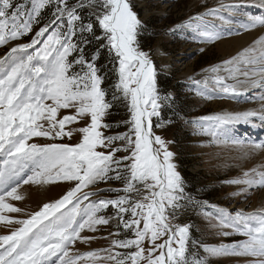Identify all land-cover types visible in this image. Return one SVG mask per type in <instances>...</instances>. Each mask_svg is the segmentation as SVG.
I'll use <instances>...</instances> for the list:
<instances>
[{"label": "snow or ice", "instance_id": "1", "mask_svg": "<svg viewBox=\"0 0 264 264\" xmlns=\"http://www.w3.org/2000/svg\"><path fill=\"white\" fill-rule=\"evenodd\" d=\"M247 7L264 9V0L221 3L219 9L190 17L169 32L190 28L200 42L213 43L220 36L207 17L239 23L244 31L264 29V15L248 14ZM46 9L50 18L37 30ZM222 11L228 15H220ZM146 31L132 0H0V47L10 45L0 57V225L8 230L0 234V264H206L190 259L196 244L191 225L174 223L192 204L215 209L205 216L216 220L211 226L219 235L245 237L233 244L205 245L209 256L250 257L245 264H264V209L233 215L185 194L175 154L169 150L174 141L155 131L174 123L164 120L162 112L175 100L160 88V69L151 51L143 48ZM25 37L28 42H20ZM102 50L115 76L110 88L103 86L105 66L98 63ZM208 71L220 98L264 89V35ZM189 79L195 85L207 84V78ZM254 99L261 103L258 110L185 123L193 125L194 135L231 144L247 160L264 152V143L232 138L225 126L254 120L264 125V92ZM118 104L125 107L127 118L113 121ZM35 138L51 142L41 144ZM74 138L75 143L57 142ZM61 181L74 186L60 199L44 203L26 218L8 215L25 212L9 202L24 199L18 192L23 185ZM111 181L123 187L84 191ZM225 183L243 186L233 195L264 189V166ZM103 192L117 195L90 199ZM109 208L111 216L101 214ZM112 224L115 230L104 237L111 238L108 248L74 250L77 241L97 239L82 236L85 229L97 232L98 226Z\"/></svg>", "mask_w": 264, "mask_h": 264}, {"label": "rangeland", "instance_id": "2", "mask_svg": "<svg viewBox=\"0 0 264 264\" xmlns=\"http://www.w3.org/2000/svg\"><path fill=\"white\" fill-rule=\"evenodd\" d=\"M233 2L235 0H132L133 7H135L134 11L138 13L139 18L145 23L148 22L157 27L158 32L153 34L155 41L151 47V54L157 66L165 73L174 72L177 78L183 79L189 85H193L194 88L192 89H194L195 95L193 96L189 93L191 97H194L191 101L192 107L191 114L189 115L192 120L203 116L258 110L261 107L260 101L254 99V97L264 92V89H250L239 96L220 98L217 95L219 90L216 89L214 81L210 78L213 74L208 71L214 66H222L224 61L235 57L243 49L249 47L245 44L239 46L234 40L255 29L244 31L239 23L223 24L220 20L207 17L215 25L214 30L220 36L213 43L200 42L197 33L190 28H181L174 31L176 36L172 35L173 32H169L170 29L175 28V25L170 23L171 19H178L179 23L183 24L190 17L202 14L208 9H219L221 3L229 4ZM48 11L46 12L47 17L41 18V24L37 25V30L38 27L43 26L49 20L51 12L48 14ZM244 11L251 15H264V9L256 7H247ZM219 14L225 17L228 15L223 11ZM239 19H243V17ZM148 33L150 32L146 31L144 34L143 41L145 42L151 39ZM28 39L29 37H25L22 41L28 42ZM171 41L175 44L172 45ZM8 47L10 45L0 47L1 57L6 54ZM206 59L209 60L208 64L201 67L197 65L198 60ZM220 75L226 76L227 74L221 71ZM190 77L200 81H204L207 78V84L195 85L189 79ZM227 82L233 83L234 81L228 80ZM199 92H203L205 95H199ZM185 95H188V93H185ZM208 96L214 98H206ZM225 129L232 138L246 142L264 143V125L259 120H254L252 123L240 122L226 125ZM155 131L156 134L161 135L165 140L169 141L167 135L162 133L163 128H157ZM192 131L194 133V127ZM77 139L74 138L71 141L65 139L64 141L57 142L75 143ZM35 142L43 144L51 141H47L44 138H35ZM190 143L191 145L193 143L194 152L189 157H185L184 163L187 165L189 171L197 173L198 177L204 181L205 186L208 187L206 193L211 194L210 199L207 200L209 205H216L233 215L238 210L254 212L264 209V189H250L248 193L233 195V193L238 192L243 186L225 183L227 180L240 176L245 170L255 166H264V152L245 160L241 158L240 151L231 144L216 143L212 137L207 135L192 134ZM172 145L169 144V150L175 154V149ZM0 161H2V157H0ZM173 162L176 164L175 155ZM72 186H74L73 182L65 181L48 185H23L18 189V192L24 196V199L20 201L10 200L9 202L14 206L23 208L25 212L23 214L12 213L8 215L26 218V214L38 211L44 203L60 199ZM122 187V182L111 181L109 183H100L97 186L84 189V191H96L97 188ZM116 195L113 192H103L99 196H94L90 199H115ZM112 211L109 208L101 214L111 216ZM205 212L214 213L215 209L211 207L202 208L197 204H192L182 212L179 219L174 221V223L189 224L200 233L198 237L194 235L191 238L196 241V244L191 248L194 256H190V259H202L206 261V264H245L246 260L251 259L250 257L236 256L211 257L204 251L205 245L233 244L245 239V237L239 235L228 237L219 235L218 232L220 230L211 226L216 223V220L211 219L210 221L205 216ZM191 215L193 216L191 217ZM98 227L99 231L97 232H90L85 229L81 233L82 236H95L97 239L92 240L88 244L77 241L74 245V250L78 249L83 253L108 248L111 238L105 239L104 237H107L109 232L115 230L114 224ZM7 231L3 225H0V234H7ZM225 231L231 230L225 229Z\"/></svg>", "mask_w": 264, "mask_h": 264}, {"label": "trees", "instance_id": "3", "mask_svg": "<svg viewBox=\"0 0 264 264\" xmlns=\"http://www.w3.org/2000/svg\"><path fill=\"white\" fill-rule=\"evenodd\" d=\"M135 10V7H134ZM48 9L44 10L42 12V17H47L46 12ZM50 11H48V14ZM170 23L172 25H178L179 20L177 19H171ZM155 24V22H154ZM147 25V31L150 32L148 35H150L151 39L148 42L143 41L144 36H142V44L144 50H150L151 47L154 44L155 36L154 33L158 32L157 27H154L155 25L146 23ZM173 36H176V33H172ZM171 44H175L173 41H171ZM95 48V45L90 46L89 53H91ZM170 52V51H169ZM155 62V61H154ZM99 64L104 65V73H106V80L105 84L103 85L105 88H110L111 84L115 81V76L111 72V63L109 62L108 53L106 50H102L101 56L98 61ZM156 63V62H155ZM209 63V60H198L197 65L198 66H204ZM157 65V64H156ZM158 67V66H157ZM158 69H160L158 67ZM158 83L160 88L165 92H171L174 96V104H172L170 107H167L162 112V118L164 120L171 119L174 121V123L167 125L163 128L164 134L167 135L169 138V141H174L173 148L175 149V159L176 164L178 166V171L181 174L184 185H185V194L188 196H191L195 201H207L210 199L211 194L206 193V190L208 187L205 186L203 183L204 181L198 177L197 173H193L189 171L187 165L184 163L186 160L185 157H189L194 151H193V143L191 145L190 138L193 134V125L186 124L185 121H192L190 119L189 115L191 114V107H192V99L194 97H191V94L194 96L195 91L193 85H189V83L185 82L183 79L177 78L175 76L174 72L165 73L162 69H160L159 75H158ZM185 93H188V95H185ZM191 93V94H189ZM123 118H127V111L123 105H117L115 109H113V116L111 117V120L118 121ZM124 130V129H120ZM204 208V207H203ZM193 215H191L192 217ZM191 238L192 236L198 237L200 233L196 231L193 227L190 229Z\"/></svg>", "mask_w": 264, "mask_h": 264}, {"label": "bare ground", "instance_id": "4", "mask_svg": "<svg viewBox=\"0 0 264 264\" xmlns=\"http://www.w3.org/2000/svg\"><path fill=\"white\" fill-rule=\"evenodd\" d=\"M261 35H264V29L256 28L255 30H253L247 34H244L243 36L236 38L234 41L236 43H238L239 46L240 45L243 46L244 44L247 46H250V45H252L253 41L256 40L257 38H259V36H261Z\"/></svg>", "mask_w": 264, "mask_h": 264}]
</instances>
